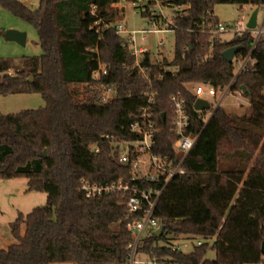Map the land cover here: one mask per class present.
<instances>
[{
  "label": "trees",
  "instance_id": "16d2710c",
  "mask_svg": "<svg viewBox=\"0 0 264 264\" xmlns=\"http://www.w3.org/2000/svg\"><path fill=\"white\" fill-rule=\"evenodd\" d=\"M123 1L138 0H40L34 11L17 0H0V7L36 29L42 49L19 63L0 58V95L40 94L45 101L38 110L0 113V179H27L28 192L47 195L45 206L19 214L11 227L16 242L0 249V264H130L133 236L127 226L140 216L129 215L121 195L89 199L80 184L123 180L148 190L164 187L163 180L132 183L133 170L118 161L117 149L105 139H137L130 125L148 92L157 94L153 154L181 159L171 133L174 95L186 98L190 131L200 138L184 163L185 174L169 183L156 206L154 218L164 233L144 235L138 255L156 264H264V38L233 85L250 102L244 114L220 107L205 123L207 112L193 108L197 99L190 90L197 84L225 90L236 59L254 44L247 31L231 42L216 39L211 48L210 32L219 24L215 6L261 8L264 0H169L185 8L173 18L174 59L152 64L148 54L143 65L149 80L130 69L133 58L113 29L94 26L98 20L114 24ZM141 1L148 3L142 16L150 18L152 0ZM234 46L243 51L229 64L222 54ZM100 65L108 74L96 80ZM107 86L117 96L102 103ZM176 241L201 245L186 253L173 250Z\"/></svg>",
  "mask_w": 264,
  "mask_h": 264
},
{
  "label": "built area",
  "instance_id": "2783aa9c",
  "mask_svg": "<svg viewBox=\"0 0 264 264\" xmlns=\"http://www.w3.org/2000/svg\"><path fill=\"white\" fill-rule=\"evenodd\" d=\"M27 1L28 0H22V2ZM152 2L153 4L149 8L151 11V17L148 18L150 20V25L152 26L151 30L129 31L122 23L116 22L114 24H105L101 20L96 21L94 24L97 28L102 24L105 29H113L115 31V33L122 39V46L128 50L129 55L133 58V64L130 66V69L138 71L140 75L148 80L149 69L143 65V62L148 54L150 56V53L147 48L140 46V40L145 42L148 34H158L170 31L174 33L172 28L173 20L169 23L165 21L162 25V29H156L161 19L164 18L162 13H156V8L170 7L179 13H183V10L185 9L181 6H173L169 0H152ZM133 4L141 8V10H144V7L148 5L147 2L141 0H138ZM96 10L97 8L95 6L92 7L93 15L96 14ZM263 27L264 25L259 31H257V29L250 31L247 27L243 30L241 25H238L235 28L236 34L239 36L247 31L251 32L254 37V44L245 57L235 58L237 60V66L234 73L235 77L225 90L219 92L215 88L205 84H197L190 88L191 93L197 100H205L211 104V110L207 111L205 123H208L211 120L215 112L224 105V101L228 97L242 99L237 103L238 108L250 105V102L242 95V92L233 91V85L237 77L246 69L248 63L252 61L253 51L260 38L264 35ZM98 31L99 30L97 29V32ZM226 31L227 28L221 24H218L213 30H211V48H213L214 42L218 36ZM159 45L162 46V43ZM149 60L152 64H159L164 58L153 60L150 56ZM124 68H127V66H124ZM100 74H108L105 65H100L99 70L94 73V79L98 80ZM116 96L117 89L112 86L104 87L102 92V103H107ZM144 96L146 99L141 108V114L130 125V132L136 134L137 139L132 141H121L113 140L109 136H105V139L110 140L111 145L117 149L118 161L121 164H128L133 170L134 175L131 179L132 183H134V181L155 183L163 180L165 182L164 187L160 190H148L141 188L138 185L124 182L123 180L113 184L100 185L93 184L90 181L83 179L80 184V191L89 199L110 194L121 195L125 198L123 204L127 208L129 215L140 216V218L132 219L127 226V229L133 236V243L130 245L129 253L130 264H143L137 259L139 242L145 234L155 232L160 228L159 222L154 218V212L158 201L169 183L177 176L185 174L184 163L199 140V136L194 135L190 131L191 118L186 98L180 94L174 95L170 98V108L172 110L171 133L176 138L173 144L174 151L181 156V159L176 163L170 157H160L153 154L152 150L155 146V137L158 132L155 121L157 94L148 92L145 93ZM205 97L208 99H204ZM95 152L98 153L99 151L96 150ZM200 245L201 242L199 241H176L173 244V250L185 252L188 249H193L194 246Z\"/></svg>",
  "mask_w": 264,
  "mask_h": 264
},
{
  "label": "rangeland",
  "instance_id": "374dc122",
  "mask_svg": "<svg viewBox=\"0 0 264 264\" xmlns=\"http://www.w3.org/2000/svg\"><path fill=\"white\" fill-rule=\"evenodd\" d=\"M17 1L32 11L37 10L40 6V0H28L27 2H22V0ZM118 8L123 9V13L115 20V23L124 24L129 31L152 29L150 20L142 16V10L138 6L123 1L118 5ZM256 9H259L257 18V31H259L264 25V7L255 8L252 5L243 7L238 5L215 6L213 10L214 16L217 18L219 24L227 28V31L220 34L217 39L223 42H231L237 39L239 35L236 34L235 28L241 25L244 30L250 16ZM175 12L176 10L170 7L156 8V13H162L164 17L156 29H162L165 21L168 23L172 22L175 17ZM0 30L3 32V34H0V58L19 63L24 58L40 56L42 54L36 29L10 10L2 7H0ZM9 30L25 33L27 35L26 45L21 46L15 42L7 41L4 34ZM261 38H264V35ZM160 43H162V46L159 45ZM140 46L147 48L153 60L164 58L172 61L175 53V35L171 31L148 34L145 42L140 40ZM77 88L82 95L83 87L80 86ZM82 97L80 96L79 99H82ZM204 99L208 98L205 97ZM241 100V98L233 99L228 97L221 108L227 112L242 115L248 110L249 106L238 108L237 103ZM44 107L45 101L40 94L13 95L9 97L0 95V113L2 115H14L22 111L38 110ZM27 190V179H0V249H6L16 242L12 236L11 227L17 220L19 214L27 215L34 209L47 204V195L45 193L28 192ZM191 250L192 248L185 252L187 253ZM137 257L143 264H156L151 263L144 256L138 255ZM207 257L211 260L215 259V252L210 250Z\"/></svg>",
  "mask_w": 264,
  "mask_h": 264
},
{
  "label": "water",
  "instance_id": "95a60500",
  "mask_svg": "<svg viewBox=\"0 0 264 264\" xmlns=\"http://www.w3.org/2000/svg\"><path fill=\"white\" fill-rule=\"evenodd\" d=\"M258 12L259 9H256L252 15L250 16V19L247 23V29L250 31H254L258 28ZM4 37L7 41L15 42L21 46L26 45L27 35L23 32H18L14 30H9L5 32ZM243 51V46H234L229 49H227L225 52H223L222 57L224 60L231 64L235 60L238 54H240ZM33 78H31V81ZM244 91V88H242ZM194 109L198 112H207L211 110V104L205 100H197L194 105ZM163 120L165 119V114H163ZM200 138V137H199ZM47 156V152H44V157ZM164 233V227H160L157 231H155L154 235L157 237H160ZM262 252L264 254V244L262 245Z\"/></svg>",
  "mask_w": 264,
  "mask_h": 264
}]
</instances>
